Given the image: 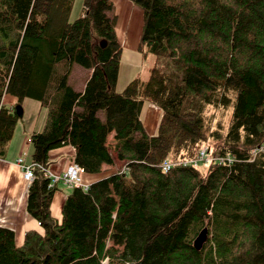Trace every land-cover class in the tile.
<instances>
[{"label":"trees","instance_id":"1","mask_svg":"<svg viewBox=\"0 0 264 264\" xmlns=\"http://www.w3.org/2000/svg\"><path fill=\"white\" fill-rule=\"evenodd\" d=\"M75 1L0 0V157L15 107L32 99L48 109L32 161L47 169L49 153L71 145L74 162L102 176L72 188L59 221L58 184L35 167L26 208L44 233L18 246L0 227V264H264V0H129L143 11L139 52L156 60L122 92L113 3L83 0L71 22ZM84 45L93 71L77 92L69 76ZM146 102L163 114L155 135ZM204 148L210 162L176 164ZM165 162L175 165L164 172Z\"/></svg>","mask_w":264,"mask_h":264},{"label":"crops","instance_id":"2","mask_svg":"<svg viewBox=\"0 0 264 264\" xmlns=\"http://www.w3.org/2000/svg\"><path fill=\"white\" fill-rule=\"evenodd\" d=\"M111 2L114 5L113 13L117 17V38L122 48L120 64L125 63L131 66L143 67L148 59H144L139 52V42L143 27V11L132 4L129 0H111ZM86 56L89 57L88 49ZM76 62L69 76V83L71 85V79H74ZM120 64L118 75L121 71ZM85 70H87L86 75H88L86 78H82L83 83L80 90H76L74 88L77 92L84 91L85 85L93 71L91 64L90 67L88 66ZM135 78L136 77L131 75L128 82ZM30 100L32 101V99H26L22 103L24 106L23 117L20 118L16 126L15 134L9 145V150L6 156L3 158L0 157V227H6L14 231L16 244L18 246L23 245L27 232L37 231L41 234L44 233V230L39 222L27 211L26 203L29 185L24 179L21 168L16 163L19 158H24L27 162L32 161L33 148L30 150V147H32L31 137L35 133H43L46 130L48 123L47 108V114H36L35 118L34 115L32 116L31 111L27 114V106L31 103L29 102ZM16 103L17 100L15 98L5 96V105L13 107ZM36 103L38 104H35V106L32 107H34V109L36 108L35 110H37L38 113H42V109L40 107L41 104H39L40 102L37 101ZM148 105L152 104L146 102L143 105L141 120L147 133L149 135H155L163 114L157 107L156 108L160 112H158V114H152L154 110L153 108L148 107ZM156 115L158 118L157 121H155ZM19 123H21L22 128L19 132V136L17 137L16 131ZM110 140H113V134L110 136ZM74 157V148L71 145H64L58 149L52 150L49 153L48 164L46 167L51 174L59 176L74 163ZM119 165L121 164L117 163L113 169L118 168ZM101 176L102 175H90L84 173L82 178L84 182L91 184L92 182L100 179ZM63 187L64 188H60L59 185H57L58 191L54 195L51 205V213L53 217L59 221H61L63 217L62 211L66 198L72 191V188H69L68 186L64 185Z\"/></svg>","mask_w":264,"mask_h":264},{"label":"rangeland","instance_id":"3","mask_svg":"<svg viewBox=\"0 0 264 264\" xmlns=\"http://www.w3.org/2000/svg\"><path fill=\"white\" fill-rule=\"evenodd\" d=\"M82 11H83V0H76L74 2V5H73V10H72V13H71V22H74L75 20H77L78 18H80V16L82 15ZM87 55V47L84 45L82 46V49L79 53V57H78V60L76 62V66H75V70H74V79H71V82H72V85L74 86V88L76 90H80L81 87H82V78H86L87 75V67L89 66L90 67V59L89 57L86 56ZM155 57L154 56H149L147 61H146V64L142 67H136V66H131L129 64H120V68H121V71L119 73V77H118V80H117V83H116V91L117 92H122L125 87L128 85V81L131 77V75L133 77H139L141 78L143 81H147L150 77V70L151 68L153 67V65L155 64ZM64 68V67H63ZM28 102V101H27ZM29 102V105L27 106V114L28 112H32V116L34 115V118L36 116V114H47L46 112V106H43L41 103L40 107L42 109V113H38L37 110L34 109V107L32 106H35V104H38L36 103L37 101H34V100H30ZM33 104V105H32ZM148 107L150 108H153V113L152 114H158V112H160L156 107H152V105H148ZM22 108H23V111H24V106L22 105ZM46 112V113H44ZM157 115H156V118H155V121H157ZM36 120V119H35ZM26 122V121H25ZM21 123H19L18 127H17V137L19 136V132L21 130ZM16 140V139H15ZM32 149V147H30V150ZM201 171H205L206 170V167L205 166H201L200 167ZM63 183H58L59 187L60 188H64L62 185ZM66 186V185H65Z\"/></svg>","mask_w":264,"mask_h":264},{"label":"built area","instance_id":"4","mask_svg":"<svg viewBox=\"0 0 264 264\" xmlns=\"http://www.w3.org/2000/svg\"><path fill=\"white\" fill-rule=\"evenodd\" d=\"M206 149L204 148L199 156L196 159L190 160L188 162H181L176 164H182L186 166L187 164L197 166L200 162H210L212 158L207 157ZM228 160V159H227ZM222 162L224 159L221 160ZM17 165L21 168L23 172L24 179L28 182V185L32 183L34 180V168L38 167L43 170L48 178H50L51 183L50 186L54 187L58 183H63L64 185L68 186L69 188H76V189H83L88 190L90 184L84 182L82 176L85 173L83 168L79 166L77 163H73L69 168L61 175H53L51 172L42 167L39 163H35L33 161L27 162L24 158H19L16 161ZM175 163L165 162L162 166L164 172L168 171ZM126 171L127 169L124 168Z\"/></svg>","mask_w":264,"mask_h":264},{"label":"water","instance_id":"5","mask_svg":"<svg viewBox=\"0 0 264 264\" xmlns=\"http://www.w3.org/2000/svg\"><path fill=\"white\" fill-rule=\"evenodd\" d=\"M105 45H106V42L103 41L102 42V46H105ZM15 112L18 115L19 118H22L23 117V112H24L23 108H22V105L18 104L15 107ZM208 236H209L208 229L207 228H203L201 230V232L198 234V236L196 237V239L194 240V243H193V245H194L196 250L202 249L203 245L208 240Z\"/></svg>","mask_w":264,"mask_h":264}]
</instances>
